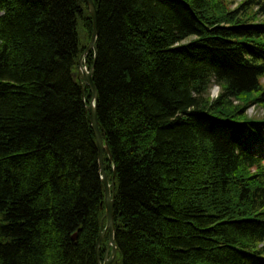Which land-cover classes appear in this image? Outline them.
Returning a JSON list of instances; mask_svg holds the SVG:
<instances>
[{
  "label": "trees",
  "instance_id": "16d2710c",
  "mask_svg": "<svg viewBox=\"0 0 264 264\" xmlns=\"http://www.w3.org/2000/svg\"><path fill=\"white\" fill-rule=\"evenodd\" d=\"M92 1L111 264H264V113H246L264 111V0ZM91 33L85 0H0V264H98L91 89L73 78Z\"/></svg>",
  "mask_w": 264,
  "mask_h": 264
},
{
  "label": "water",
  "instance_id": "95a60500",
  "mask_svg": "<svg viewBox=\"0 0 264 264\" xmlns=\"http://www.w3.org/2000/svg\"><path fill=\"white\" fill-rule=\"evenodd\" d=\"M85 3L87 5L90 15L92 16V33L85 51L82 53V55L79 58L78 69L77 72L73 73V78L76 79L77 77H80V79L83 80L81 81V83L84 82L85 84H87L90 87L92 93L90 102L86 105V109L89 112L91 128L93 130L97 143L98 165H99V170L101 174L100 177L103 183V190H104V199L101 205L104 206L105 209L104 217L106 218L105 226L101 229L99 233L95 250H96V258L98 264H111V262L114 260L116 255V245L114 243V225H113L114 183H113V179L111 180V182H109L103 165V153L104 152L107 153L110 159H111V155L103 139V136L99 130V125H98L97 111H96L97 91L92 81L94 64L88 69L85 61V56L88 51L92 50L94 52V57L96 55L95 42L97 38V14H96L95 5L92 0H85ZM83 89L84 87H82V90ZM106 232L108 233V239L105 247L104 257L103 260L101 261L99 258V247H100L101 239L103 238Z\"/></svg>",
  "mask_w": 264,
  "mask_h": 264
},
{
  "label": "rangeland",
  "instance_id": "374dc122",
  "mask_svg": "<svg viewBox=\"0 0 264 264\" xmlns=\"http://www.w3.org/2000/svg\"><path fill=\"white\" fill-rule=\"evenodd\" d=\"M262 18H264V15L262 16ZM261 81L264 82V78H262ZM215 88L216 87L213 86L210 90L211 97H215L219 92V89H215ZM246 113L249 117L260 119L264 111H263V108L259 106H250ZM262 127L264 128V125ZM257 151L261 152L262 151L261 147H259Z\"/></svg>",
  "mask_w": 264,
  "mask_h": 264
},
{
  "label": "bare ground",
  "instance_id": "6f19581e",
  "mask_svg": "<svg viewBox=\"0 0 264 264\" xmlns=\"http://www.w3.org/2000/svg\"><path fill=\"white\" fill-rule=\"evenodd\" d=\"M84 51H85V50H84ZM84 51H83V52H84ZM87 53H88V52H87ZM81 55H82V54H81ZM214 87H216L215 89H219L217 86H214ZM91 95H92V93H91Z\"/></svg>",
  "mask_w": 264,
  "mask_h": 264
}]
</instances>
